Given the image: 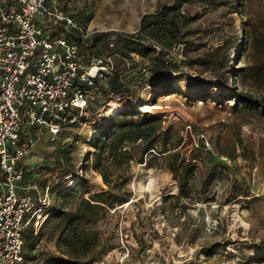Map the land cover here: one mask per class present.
<instances>
[{"label": "rangeland", "instance_id": "1", "mask_svg": "<svg viewBox=\"0 0 264 264\" xmlns=\"http://www.w3.org/2000/svg\"><path fill=\"white\" fill-rule=\"evenodd\" d=\"M240 1L241 12L205 0H55L84 31L100 37L98 47L114 48L118 32H135L139 43L163 48L185 69L163 90L150 78L156 51L133 50L132 58L117 66L128 94L95 91L81 121L56 140L40 135L25 156L39 190L50 181L53 204L61 181L80 182L88 189L85 196L111 190L122 198L90 225L99 231L98 245L78 264H264V114L234 106L231 96L234 89L255 99L264 94V0ZM172 2L180 4L173 15L180 30L172 31L173 37L151 34L145 22ZM222 44L228 63L200 72L194 57ZM118 57L111 56L113 64ZM230 66L245 68L230 75ZM113 101L122 107H112ZM144 104L148 108L142 110ZM263 105L261 99L259 108ZM134 107L159 115L162 128L169 127V141L145 154L146 163L139 160L140 141L127 143L132 159L113 175L115 190L92 167L93 136L108 130L107 119L118 109ZM231 144L238 152L233 159L220 152ZM174 150L195 166L183 192L168 167ZM77 175L84 179L77 182ZM82 190L63 205L73 208ZM52 232V222L43 225L35 256L20 264H42L59 255L58 230Z\"/></svg>", "mask_w": 264, "mask_h": 264}, {"label": "built area", "instance_id": "2", "mask_svg": "<svg viewBox=\"0 0 264 264\" xmlns=\"http://www.w3.org/2000/svg\"><path fill=\"white\" fill-rule=\"evenodd\" d=\"M72 30L91 33L55 0H0V264L23 261L26 227L50 213V181L40 191L25 156L40 135L56 140L81 121L113 69L110 57L81 53Z\"/></svg>", "mask_w": 264, "mask_h": 264}, {"label": "trees", "instance_id": "3", "mask_svg": "<svg viewBox=\"0 0 264 264\" xmlns=\"http://www.w3.org/2000/svg\"><path fill=\"white\" fill-rule=\"evenodd\" d=\"M209 5L217 7H228L233 11H239V6L242 4L240 0H205ZM259 1V0H258ZM178 3L172 2L164 5L155 11L153 19L145 22V27L149 29L151 34L160 33L164 36L173 37L174 32L180 30L179 20L173 17L176 9L179 8ZM171 14V16H170ZM170 16V17H169ZM179 17V15H178ZM59 29L61 26L58 27ZM110 33L109 31L103 32L104 35ZM68 40L74 41L78 44L80 52L90 51L96 56L110 57L119 56L116 63L113 64V69L107 78V86L104 90L107 93L116 95L128 94L129 87L126 86L120 79L118 72V65L123 58H132L131 52L133 50H153L156 51L154 55L153 66L151 67V81L154 85H161L163 90H169L172 86V80L176 73H185V69L181 64L173 58L166 56V51L163 48L156 50V47L151 43H139L140 37L138 33L120 31L115 38L114 48H100L98 42L100 37L95 33H90L86 37H81L74 30L66 33ZM136 44L131 47V44ZM244 44V43H243ZM138 45H141L139 47ZM235 45V44H234ZM101 49H110L108 55H104ZM224 44L218 45L210 51H205L198 56L194 57V63L201 66L200 72L207 70L211 64L226 65L229 59H225ZM113 63V62H112ZM245 67L233 69L228 67V74L232 75L235 71L238 75L243 73ZM245 73V72H244ZM243 83V81H241ZM233 90L234 98L233 105L236 106L240 103L254 112L264 114L263 109H260L261 99L264 100V94L258 98H251L250 96ZM160 94H165L160 93ZM108 130L101 133H94V151L92 152V167L96 169L103 182L110 188L117 189V181L113 179V175L117 170L128 165L129 160L132 159L130 151L127 148V143L137 142L141 147L139 156L140 161H144V155L156 150L157 144L162 142L166 144L168 139V129L162 128V120L159 115L149 114L140 111L139 107L127 108L124 110H117L107 119ZM153 149V150H151ZM220 152L228 158H235L238 152L234 144L225 145L220 148ZM147 162V160H145ZM185 156L178 150L170 153L168 161L169 170L172 172L173 177L178 180V187L180 191H185L190 177L194 172L193 163H184ZM120 176V175H119ZM78 181L84 178L78 176ZM126 179V178H125ZM57 202L51 203L49 214L44 220L43 225L53 223V232L57 231L55 235L56 245L62 247L59 255H53L42 264H78L87 256L93 254L95 247L98 245L99 231L91 227L100 217H102L108 208H113L114 203L122 200L121 197L111 192V190L94 191L85 196L83 193L88 192L87 187L79 183L68 186L66 181L57 183ZM82 190V196L79 198L77 204L73 208H67L63 205L65 199H71L76 195V191ZM52 185L50 183V192ZM243 192V191H242ZM241 194V193H240ZM41 227L37 230L39 231ZM34 228L29 225L24 231L23 241V261L29 262L35 256L36 244L38 240V233ZM52 232V233H53ZM259 251L256 250L255 255ZM20 262V263H22ZM18 263V264H20Z\"/></svg>", "mask_w": 264, "mask_h": 264}, {"label": "bare ground", "instance_id": "4", "mask_svg": "<svg viewBox=\"0 0 264 264\" xmlns=\"http://www.w3.org/2000/svg\"><path fill=\"white\" fill-rule=\"evenodd\" d=\"M112 107H122V105L120 104V103H117V102H115V101H113L111 104H110ZM145 108H148V106L147 105H145L144 104V106H143V108H142V110H145ZM112 110V109H111ZM149 179V181H148V186H150L149 184H150V178H148ZM76 181V180H75Z\"/></svg>", "mask_w": 264, "mask_h": 264}]
</instances>
